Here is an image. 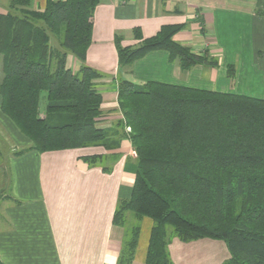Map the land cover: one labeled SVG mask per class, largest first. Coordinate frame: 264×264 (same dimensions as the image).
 <instances>
[{"label": "trees", "instance_id": "16d2710c", "mask_svg": "<svg viewBox=\"0 0 264 264\" xmlns=\"http://www.w3.org/2000/svg\"><path fill=\"white\" fill-rule=\"evenodd\" d=\"M101 1L0 6V106L32 141L16 155L109 145L108 132L97 125L103 97L95 82L103 74L86 63ZM183 27L165 25L136 47H123L118 38L121 67L156 49L167 50L184 71L217 66V57L174 40ZM69 54L81 61L79 70L68 66ZM118 102L137 167L114 222L123 225L128 212L152 219L145 264H173V237L223 240L231 255L223 264H264V99L120 79ZM84 159L94 163L100 156ZM139 235V225L128 228L119 264L132 263Z\"/></svg>", "mask_w": 264, "mask_h": 264}, {"label": "crops", "instance_id": "0c3cea01", "mask_svg": "<svg viewBox=\"0 0 264 264\" xmlns=\"http://www.w3.org/2000/svg\"><path fill=\"white\" fill-rule=\"evenodd\" d=\"M45 1L34 0L33 7ZM177 24L184 27L174 40L217 57V66L197 64L184 71L167 50L156 49L121 67L118 38L121 46L136 47L163 26ZM67 61L79 70L81 61L73 54ZM86 63L103 74L95 82L103 97L97 125L108 132V146L16 155L32 141L0 106L5 146L0 151V264H119L134 225L140 235L131 264H145L152 219L128 212L123 225L114 222L120 200L131 196L137 167L118 82L160 81L264 99V0H102L93 15ZM94 155L100 160L84 159ZM168 249L173 264H223L231 256L226 242L210 237H173Z\"/></svg>", "mask_w": 264, "mask_h": 264}, {"label": "rangeland", "instance_id": "374dc122", "mask_svg": "<svg viewBox=\"0 0 264 264\" xmlns=\"http://www.w3.org/2000/svg\"><path fill=\"white\" fill-rule=\"evenodd\" d=\"M8 3H9V0H0V6H2L3 9H6L8 7ZM1 142H2V140H0V143ZM2 146H3L2 150L5 151V146L4 145H2ZM8 148H10V147H8ZM170 230H172V228H170Z\"/></svg>", "mask_w": 264, "mask_h": 264}, {"label": "built area", "instance_id": "2783aa9c", "mask_svg": "<svg viewBox=\"0 0 264 264\" xmlns=\"http://www.w3.org/2000/svg\"><path fill=\"white\" fill-rule=\"evenodd\" d=\"M128 130H130V127H128Z\"/></svg>", "mask_w": 264, "mask_h": 264}]
</instances>
